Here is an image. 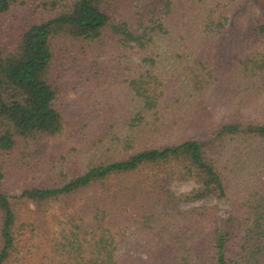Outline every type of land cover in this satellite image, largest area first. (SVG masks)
Segmentation results:
<instances>
[{"label":"trees","instance_id":"1","mask_svg":"<svg viewBox=\"0 0 264 264\" xmlns=\"http://www.w3.org/2000/svg\"><path fill=\"white\" fill-rule=\"evenodd\" d=\"M26 1L0 0V15ZM221 1L197 14L190 42L173 40L152 5L129 18L113 0H43L54 13L0 50V264L19 251L18 212L2 185L20 174L31 182L19 197L40 213L66 205L40 264H264V0H240L235 26L216 10ZM60 37L89 57L140 51L126 78L130 104L107 110L114 116L76 153L48 150L66 125L52 78ZM179 179L194 181L187 194L171 188ZM229 195L226 217L189 204ZM135 233L145 256L132 259L118 248Z\"/></svg>","mask_w":264,"mask_h":264},{"label":"rangeland","instance_id":"2","mask_svg":"<svg viewBox=\"0 0 264 264\" xmlns=\"http://www.w3.org/2000/svg\"><path fill=\"white\" fill-rule=\"evenodd\" d=\"M42 1L27 0L24 4H16L0 15V50L14 42L31 22L43 20L54 13L50 7L43 6ZM213 1L113 0L111 6L118 10L119 15L135 18L136 12L152 5L156 8V17L169 25L173 32V40L184 38L185 41L198 42L197 29L202 20L196 16L199 12L205 14ZM240 5V0H222L216 10L218 13L233 14L230 24L235 26L241 21L236 16V10H239ZM226 38L231 40L230 36ZM52 48L54 54L52 78L58 90V104L64 114L66 125L62 133L48 138V150L56 152L68 150L76 153L82 144L91 141L93 134L94 136L97 134L98 126L106 117L114 116L108 115L107 110L127 107L130 104L126 99V78L140 67V51L139 48L132 47L114 54L89 57L84 55L82 46L75 44L69 37L54 39ZM228 107V104L217 107L213 114L214 118L221 117ZM18 176L19 179L16 177L5 179L2 185L18 212L16 232L19 251L13 254L7 264H40L38 253L42 251L41 246L49 250L50 239L63 232L62 228L67 220L66 205L62 201H54L45 205L43 213H40L34 201L19 197L21 187L31 179L24 174ZM188 181L191 182V189L194 186L192 179L174 180L171 188H178L181 183ZM232 201L229 195L224 199L202 197L189 204H215L220 208L221 216L226 217L228 212L232 211ZM135 228L136 225L133 224L126 232H136ZM143 242L144 239L138 233L130 234L119 245L118 250L132 259L137 256L143 257L145 256L142 251ZM45 261L48 262V259Z\"/></svg>","mask_w":264,"mask_h":264},{"label":"clouds","instance_id":"3","mask_svg":"<svg viewBox=\"0 0 264 264\" xmlns=\"http://www.w3.org/2000/svg\"><path fill=\"white\" fill-rule=\"evenodd\" d=\"M190 184V181L181 183L178 188H174L173 190L178 192L180 195L187 194L190 191Z\"/></svg>","mask_w":264,"mask_h":264}]
</instances>
